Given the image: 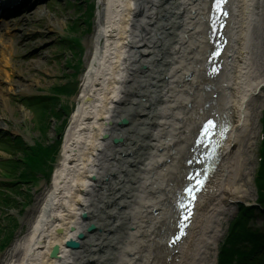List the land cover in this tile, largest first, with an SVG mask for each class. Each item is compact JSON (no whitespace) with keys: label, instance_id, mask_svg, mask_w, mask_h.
I'll use <instances>...</instances> for the list:
<instances>
[{"label":"bare ground","instance_id":"bare-ground-1","mask_svg":"<svg viewBox=\"0 0 264 264\" xmlns=\"http://www.w3.org/2000/svg\"><path fill=\"white\" fill-rule=\"evenodd\" d=\"M212 1L96 0L93 51L50 184L0 262L201 264L215 249L219 217L248 197L264 74L248 61L261 59L263 0H225L220 31ZM14 50L0 35V97L22 90L10 77ZM38 158L32 168L45 166Z\"/></svg>","mask_w":264,"mask_h":264},{"label":"rangeland","instance_id":"rangeland-1","mask_svg":"<svg viewBox=\"0 0 264 264\" xmlns=\"http://www.w3.org/2000/svg\"><path fill=\"white\" fill-rule=\"evenodd\" d=\"M97 9L96 0H46L19 21L18 34L13 40L15 67L10 71V77L14 81L18 79L15 82L21 83L22 90L9 91L7 96L0 97V159L7 161L0 163V258L14 238L25 233L29 217L25 212L34 208L37 199L50 184L53 163L75 108L72 99L79 92L82 75L93 51ZM259 20L262 33L256 48H259L257 55H261V59L249 58L248 61L251 70L262 76L264 0ZM23 22L36 33L23 40L24 43H30L22 45L19 35L25 31L22 29ZM77 42L82 46L78 47ZM248 61L238 62L239 66H243L242 70L245 69L243 63ZM4 88L0 81V89ZM261 93L263 106L256 117L257 127L247 149L249 155L246 170L250 176L245 188L248 197L238 201L230 215L219 217L222 234L216 241L215 249L207 251L201 264H227L225 260L228 256L224 249L226 241L231 243L229 251L235 256L229 258L231 264H264V203H261L260 198L264 192H259V187L254 185V176L258 170L264 178V161L261 167L258 165L259 154H264V141L261 140L264 133V120L261 119L264 113V86ZM32 146L42 148V153H47L42 158L46 161L45 166L41 167L45 180H40L37 187L35 185L39 177L34 175L39 176V172L31 171V163H24ZM43 146L48 147V151ZM16 224L19 226L13 238ZM232 237H238L239 242H233Z\"/></svg>","mask_w":264,"mask_h":264},{"label":"trees","instance_id":"trees-1","mask_svg":"<svg viewBox=\"0 0 264 264\" xmlns=\"http://www.w3.org/2000/svg\"><path fill=\"white\" fill-rule=\"evenodd\" d=\"M263 131H264V129H263ZM264 141V140H263ZM44 148H45V150L46 151H48V147L46 148L45 146H43ZM50 148V147H49ZM30 153L29 154H27L26 156H25V158H26V160H25V162L24 163H26V164H28V163H31V162H29L28 160L30 159V160H34V158L35 159H39L38 157H39V155H42V156H44L45 155V153H42V151L41 150H44V149H42V148H34L33 146L32 147H30ZM49 153V152H48ZM50 154V153H49ZM48 154V155H49ZM263 157H264V154H263ZM263 157H262V159H263ZM42 160L41 159H39V162H40V164H42V162H41ZM264 161V160H263ZM262 164H263V162L260 164V166L259 167H261L262 166ZM33 166V165H32ZM41 167L42 166H38V167H36L35 169H33L32 167L30 168V169H32L31 171H34L35 170V172H37V169H41ZM257 179H259L260 180V187H259V190H260V192H264V187H262V186H264V178H263V174L262 173H257ZM260 198H261V202H263L264 203V196H260ZM242 234V233H241ZM232 239V241L233 242H236L235 240H239L238 239V237H236V239L234 238V237H232L231 238ZM229 244H231L230 242H229ZM226 262H227V264H231V261H230V259L229 258H227V260H225ZM221 264H222V262H221Z\"/></svg>","mask_w":264,"mask_h":264},{"label":"water","instance_id":"water-1","mask_svg":"<svg viewBox=\"0 0 264 264\" xmlns=\"http://www.w3.org/2000/svg\"><path fill=\"white\" fill-rule=\"evenodd\" d=\"M224 2H225V0L217 1L219 6L217 7V10H216L215 20H216V28L217 29L219 28L218 31L221 30V26L224 23V15L226 13V10L223 8ZM218 45L221 46V43Z\"/></svg>","mask_w":264,"mask_h":264},{"label":"snow or ice","instance_id":"snow-or-ice-1","mask_svg":"<svg viewBox=\"0 0 264 264\" xmlns=\"http://www.w3.org/2000/svg\"><path fill=\"white\" fill-rule=\"evenodd\" d=\"M219 5H217L218 7ZM215 128V121L214 120H208L206 121V124L205 126L203 127V131L201 133V135H204V136H211L212 135V132H213V129ZM189 163H193V161H189ZM194 178V177H193ZM197 183H200L199 180L196 181ZM184 191H189L188 188L184 189ZM180 207H183V204H180Z\"/></svg>","mask_w":264,"mask_h":264}]
</instances>
